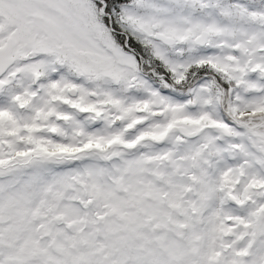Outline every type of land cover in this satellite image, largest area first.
I'll list each match as a JSON object with an SVG mask.
<instances>
[{
  "label": "snow or ice",
  "instance_id": "obj_1",
  "mask_svg": "<svg viewBox=\"0 0 264 264\" xmlns=\"http://www.w3.org/2000/svg\"><path fill=\"white\" fill-rule=\"evenodd\" d=\"M0 264H264V0H0Z\"/></svg>",
  "mask_w": 264,
  "mask_h": 264
}]
</instances>
